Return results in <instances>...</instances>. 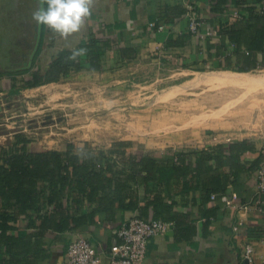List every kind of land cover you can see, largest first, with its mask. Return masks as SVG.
I'll list each match as a JSON object with an SVG mask.
<instances>
[{
  "label": "crops",
  "instance_id": "1",
  "mask_svg": "<svg viewBox=\"0 0 264 264\" xmlns=\"http://www.w3.org/2000/svg\"><path fill=\"white\" fill-rule=\"evenodd\" d=\"M247 1L225 0L218 4V0H95L92 14L80 32L63 39L51 31L55 34L48 43L54 40L55 48H74L91 35L106 41L111 47L105 49L103 70L111 64L143 63L150 59L180 68L187 65L192 70L225 65L231 68L236 66L239 57L235 45L219 30L241 15L248 16L249 11L238 6L259 8L262 4ZM217 5L222 10L214 9ZM190 9L196 10L202 18L201 31L212 30L211 35L198 38L189 32L187 13ZM235 10L239 11L236 17ZM206 131L199 138L168 147L140 141L92 147L105 151L110 160H114L111 173L114 183L92 205H83L78 210L71 206L60 210L51 205L39 213L30 212L32 218L25 213L20 215L12 230L18 244L10 249L0 247V264H63L67 245L77 236L88 238L96 247L101 264H108L111 248L118 242L114 230L130 216L159 218L171 223L165 233L148 241L143 264H264V195L256 191L258 166L233 176L227 166L220 167L210 159L205 163L210 168L200 174L198 181H193L191 188H185L189 175L175 176L167 183L158 184L153 178L145 180L146 172L136 166L135 170L134 159L130 161L127 157L129 154L148 155L161 162L174 163L178 162L177 152H184V163L190 159L195 165L201 149L247 140L253 148L241 153L240 162L248 166L261 156L260 164L264 163V129L228 136L217 130ZM3 147L5 145L0 146V150ZM65 147L66 144L53 149L61 151ZM33 148L36 147L33 145ZM113 148L119 149V154L108 153ZM189 150L197 152L187 153ZM222 170L228 178L225 189L208 194L205 187H211L210 182L212 185L223 182V177L219 179ZM118 197L125 202L134 199L137 207L122 208ZM257 199L259 204H256ZM70 214L83 218L77 225L60 227V221ZM245 243L253 249L251 262L242 256Z\"/></svg>",
  "mask_w": 264,
  "mask_h": 264
},
{
  "label": "rangeland",
  "instance_id": "2",
  "mask_svg": "<svg viewBox=\"0 0 264 264\" xmlns=\"http://www.w3.org/2000/svg\"><path fill=\"white\" fill-rule=\"evenodd\" d=\"M52 34L55 33H47L30 70L43 71L47 67L56 49L54 43L49 47ZM15 43L22 48L30 47L25 37H19ZM10 53V63L5 67L15 68L14 62L20 56L14 49ZM150 60L111 64L101 72L81 70L61 77L58 82L23 88L15 93L10 91L9 75L0 69V146L12 142L15 134H22L37 148H60L68 142L103 148L109 143L124 141L168 147L199 138L206 130H217L228 136L264 129V68L248 71L259 79L253 85L211 86L198 82V77L202 78L203 73L216 77L224 75L220 73L224 70L240 71L236 67L192 70L187 65L180 68ZM19 72L8 73H16L18 78L29 75Z\"/></svg>",
  "mask_w": 264,
  "mask_h": 264
},
{
  "label": "trees",
  "instance_id": "3",
  "mask_svg": "<svg viewBox=\"0 0 264 264\" xmlns=\"http://www.w3.org/2000/svg\"><path fill=\"white\" fill-rule=\"evenodd\" d=\"M224 1L218 0V4ZM250 1L262 4L259 8H256V5L238 6L239 9H247L248 16L241 15L231 21L227 27L219 30L235 45V53L239 57L235 67L240 72L264 68V0H248L247 2ZM214 9L222 10L219 6ZM51 31L47 25H43L36 57L45 42L47 33ZM53 43L54 40L49 43V47L53 46ZM242 46L245 49H242ZM109 47L111 45L108 42L91 35L88 39L80 41L74 48H56L43 71L23 70L19 74H29L28 77L23 78H18L16 73L7 72L11 80L10 91L15 93L23 88L58 81L61 77L81 70L102 71L105 49ZM76 48H86L87 53L75 61L67 60L70 52ZM222 68L227 69L229 66L225 65ZM115 143L124 145L128 142ZM36 148H33L31 141L24 135L15 134L14 140L0 150L1 248L5 246L6 249H10L17 246L18 238L13 236L12 230L15 229L14 222L20 215L24 213L31 215L30 212L39 213L51 205L60 210L69 206L78 210L83 205H92L115 181L111 175L115 162L110 160L103 150L92 147L79 148L72 142H68L65 149L61 151ZM252 148L253 145L247 140L219 143L208 149L199 150L195 165H192L190 159L184 163V152H177L178 162L174 163L161 162L148 155L138 157L129 154L127 157L130 161L134 159L135 170L139 167L138 169L146 172L145 180L149 181L153 178L156 183L162 184L169 182L175 176L189 175L185 188H191L193 181H198L200 174L210 168L205 164L210 159H214L220 167L227 166L229 174L233 176L259 166L262 161L261 156L248 166L240 162L241 153ZM196 152V150H189L187 153L195 154ZM108 153L119 154V149H110ZM226 175L225 170H222L219 179L223 177V182L215 185L210 182L211 187H205L208 194L213 190L225 189L228 182ZM231 181L235 180L231 179ZM122 197H118L119 206L131 209L137 207L134 199L125 202ZM66 203H68L67 206H65ZM32 215L29 217L32 218ZM81 218L83 217H77L74 214L65 215V218L60 221V227L77 225ZM8 231H11L10 234L7 233Z\"/></svg>",
  "mask_w": 264,
  "mask_h": 264
},
{
  "label": "built area",
  "instance_id": "4",
  "mask_svg": "<svg viewBox=\"0 0 264 264\" xmlns=\"http://www.w3.org/2000/svg\"><path fill=\"white\" fill-rule=\"evenodd\" d=\"M233 15L238 16L239 11L235 10ZM187 19L188 30L191 34L198 38L212 34V30L205 33L201 31L203 20L196 10L190 9ZM255 178L257 194L264 195V163L256 168ZM211 198H214V194H211ZM259 203L257 199L256 204ZM170 225V222L159 218L144 219L139 216H130L114 230L118 242L111 248V258L108 264H143L148 241L165 233ZM242 256L248 262L253 260V249L249 243L243 245ZM63 264H101V262L92 242L84 236H77L67 245Z\"/></svg>",
  "mask_w": 264,
  "mask_h": 264
},
{
  "label": "water",
  "instance_id": "5",
  "mask_svg": "<svg viewBox=\"0 0 264 264\" xmlns=\"http://www.w3.org/2000/svg\"><path fill=\"white\" fill-rule=\"evenodd\" d=\"M39 0H0V69L3 72L30 70L34 63L42 38L43 26L36 25L32 13L37 9ZM46 7V5H44ZM27 29L28 32L23 31ZM19 37H25L29 49L15 43ZM14 49L20 59L16 67L6 68Z\"/></svg>",
  "mask_w": 264,
  "mask_h": 264
},
{
  "label": "clouds",
  "instance_id": "6",
  "mask_svg": "<svg viewBox=\"0 0 264 264\" xmlns=\"http://www.w3.org/2000/svg\"><path fill=\"white\" fill-rule=\"evenodd\" d=\"M94 3L95 0H39L37 9L32 13V19L36 25H47L61 38L67 39L85 26V21L92 14ZM86 53V48L73 49L67 60L75 61Z\"/></svg>",
  "mask_w": 264,
  "mask_h": 264
},
{
  "label": "bare ground",
  "instance_id": "7",
  "mask_svg": "<svg viewBox=\"0 0 264 264\" xmlns=\"http://www.w3.org/2000/svg\"><path fill=\"white\" fill-rule=\"evenodd\" d=\"M220 73H222V74H224V75H218V76H216V77H214V75H212V76H208L207 74H205V73H203L202 75L203 76H206V77H203L202 75V78H199L198 77V82L199 81H203V82H205V83H207V84H210L211 86H214V85H219V86H231L232 85V87L233 86H242V85H244V86H250V85H253L256 81H258L259 79L258 78H255L253 75H251V73L250 72H248V71H246V72H233V71H229V70H224V71H221ZM211 75V74H210ZM251 76H253V77H251ZM257 76V75H256ZM194 80V79H193ZM197 80V79H196ZM58 82V81H57ZM263 83V82H262ZM67 84V83H66ZM202 84H204V83H202ZM264 85V84H263ZM55 86V85H54ZM243 86V87H244ZM36 87V86H35ZM30 88V87H29ZM247 88V87H246ZM80 89V88H79ZM241 89V88H240ZM249 89V88H248ZM262 89H263V87H262ZM76 90V89H75ZM258 90H261V89H258ZM258 90H256V93L255 94H258L259 92H257ZM264 90V89H263ZM263 90H261V92H263ZM54 91V90H53ZM52 91V92H53ZM242 91H243V89H242ZM65 92V91H64ZM75 92H77V91H75ZM252 92H254V91H252ZM60 93V92H59ZM73 93H74V91H73ZM249 93H250V91H249ZM29 94H31V93H29ZM231 94V93H230ZM48 95V94H47ZM244 95H245V93H244ZM243 95V96H244ZM81 96V95H80ZM241 96V95H240ZM246 96V95H245ZM264 96V95H263ZM259 97V96H258ZM84 98H86V97H84ZM94 98V97H93ZM45 99V98H44ZM95 99V98H94ZM241 99H243V98H241ZM247 99V98H246ZM261 99V98H260ZM263 99V98H262ZM26 100V99H25ZM251 100V99H250ZM257 100V99H256ZM51 101V100H50ZM54 101V100H53ZM105 101V100H104ZM120 101V100H119ZM239 101V100H238ZM242 101V100H241ZM259 100H257L256 102L257 103H259L258 102ZM64 102V101H63ZM67 102V101H66ZM101 102V101H100ZM240 102V101H239ZM243 102V101H242ZM260 102H261V100H260ZM56 103V102H55ZM96 103V102H95ZM248 103V102H247ZM252 103V102H251ZM65 104H67V103H65ZM152 104V103H151ZM253 104V103H252ZM256 104V103H255ZM75 105H77V104H75ZM254 105V104H253ZM256 105H258V104H256ZM69 106V105H68ZM72 106V105H71ZM78 106V105H77ZM82 106V105H81ZM109 106V105H108ZM252 106V105H251ZM34 107V106H33ZM37 107H38V105H37ZM73 107V106H72ZM94 107V106H93ZM125 107V106H124ZM151 107V106H150ZM149 107V108H150ZM248 107V106H247ZM58 108V107H57ZM87 108H89V107H87ZM99 108V107H98ZM108 108V107H107ZM123 108V107H122ZM44 109V108H43ZM97 109V108H96ZM146 109H148V108H146ZM153 109V108H152ZM40 110H42V109H40ZM93 110V109H92ZM89 111V110H88ZM253 111V110H252ZM251 111V112H252ZM162 112V111H161ZM260 112V111H259ZM264 112V111H263ZM89 113V112H88ZM108 113V112H107ZM77 114V113H76ZM93 114V113H92ZM160 114H162V113H160ZM247 114V113H246ZM250 114H252V113H250ZM102 115V114H101ZM163 116H165V115H163ZM253 116V115H252ZM264 116V115H263ZM95 118V117H94ZM109 118V117H108ZM137 118V117H136ZM165 118V117H164ZM249 118V117H248ZM262 118V117H261ZM85 119V118H84ZM88 119V118H87ZM81 120H83V118H81ZM92 120V119H91ZM100 120V119H99ZM72 121V120H71ZM76 121V120H75ZM90 121V120H89ZM106 121V120H105ZM61 122V121H60ZM92 122V121H91ZM90 122V123H91ZM62 123V122H61ZM133 124V123H132ZM94 125V124H93ZM61 126V125H60ZM73 126H75V125H73ZM72 126V127H73ZM100 126V125H99ZM133 126V125H132ZM130 127V126H129ZM142 127V126H141ZM70 128V127H69ZM68 128V129H69ZM84 128V127H83ZM93 128V127H92ZM102 128V127H101ZM104 128V127H103ZM132 129V128H131ZM135 129V128H134ZM94 130V129H93ZM56 131V130H55ZM77 131V130H76ZM138 131H140V130H138ZM63 132V131H62ZM78 132V131H77ZM143 132V131H142ZM58 133V132H57ZM65 133V132H64ZM75 133V132H74ZM90 134V133H89ZM127 135V134H126ZM84 136V135H83ZM90 136V135H89ZM87 137V136H86ZM100 137V136H99ZM56 138H57V136H56ZM61 138V137H60ZM101 138H102V136H101ZM94 139H96V138H94ZM100 139V138H99ZM99 139H97V141L99 140ZM48 140V139H47ZM61 140V139H60ZM108 140V139H107ZM42 142V141H41Z\"/></svg>",
  "mask_w": 264,
  "mask_h": 264
},
{
  "label": "flooded vegetation",
  "instance_id": "8",
  "mask_svg": "<svg viewBox=\"0 0 264 264\" xmlns=\"http://www.w3.org/2000/svg\"><path fill=\"white\" fill-rule=\"evenodd\" d=\"M19 56H20V55H19ZM20 57H21V56H20ZM12 60H15V59L12 58Z\"/></svg>",
  "mask_w": 264,
  "mask_h": 264
}]
</instances>
